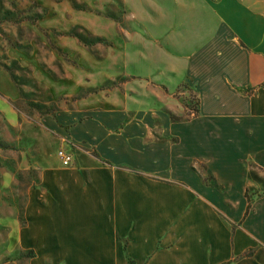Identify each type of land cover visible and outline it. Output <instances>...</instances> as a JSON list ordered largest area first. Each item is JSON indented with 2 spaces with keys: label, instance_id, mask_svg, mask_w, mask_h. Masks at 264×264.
Wrapping results in <instances>:
<instances>
[{
  "label": "rangeland",
  "instance_id": "obj_1",
  "mask_svg": "<svg viewBox=\"0 0 264 264\" xmlns=\"http://www.w3.org/2000/svg\"><path fill=\"white\" fill-rule=\"evenodd\" d=\"M174 1L0 0V264H69L62 248L78 252L80 239L110 226L69 223L71 202L79 212L97 199L64 176L110 153L109 140L125 141L126 131L134 144L143 133L177 141L166 122L198 113L188 79L160 81L175 61ZM194 168L215 183L203 160Z\"/></svg>",
  "mask_w": 264,
  "mask_h": 264
},
{
  "label": "crops",
  "instance_id": "obj_2",
  "mask_svg": "<svg viewBox=\"0 0 264 264\" xmlns=\"http://www.w3.org/2000/svg\"><path fill=\"white\" fill-rule=\"evenodd\" d=\"M173 4L175 61L160 81L174 87L188 79L199 111L166 122L177 141L150 142L143 133L134 144L126 131L125 141L109 140L110 153L88 156L91 165L64 176L97 199L81 201L79 212L71 202L69 223L110 226L80 239L78 252L62 248L69 264L76 257L82 264H264V0ZM196 160L215 183L203 180Z\"/></svg>",
  "mask_w": 264,
  "mask_h": 264
},
{
  "label": "built area",
  "instance_id": "obj_3",
  "mask_svg": "<svg viewBox=\"0 0 264 264\" xmlns=\"http://www.w3.org/2000/svg\"><path fill=\"white\" fill-rule=\"evenodd\" d=\"M61 155H62V162H64L65 164H69L71 157L68 155H64V154H61Z\"/></svg>",
  "mask_w": 264,
  "mask_h": 264
},
{
  "label": "trees",
  "instance_id": "obj_4",
  "mask_svg": "<svg viewBox=\"0 0 264 264\" xmlns=\"http://www.w3.org/2000/svg\"><path fill=\"white\" fill-rule=\"evenodd\" d=\"M129 262H130L131 264H134V263H133V260H131V259L129 260Z\"/></svg>",
  "mask_w": 264,
  "mask_h": 264
}]
</instances>
